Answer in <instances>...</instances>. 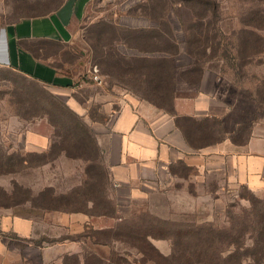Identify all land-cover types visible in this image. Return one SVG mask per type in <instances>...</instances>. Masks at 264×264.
<instances>
[{"label": "rangeland", "instance_id": "1", "mask_svg": "<svg viewBox=\"0 0 264 264\" xmlns=\"http://www.w3.org/2000/svg\"><path fill=\"white\" fill-rule=\"evenodd\" d=\"M42 1L46 3V8H50L59 0ZM143 1L146 2L88 0L86 18L77 28L71 43H58V46L53 43L40 44L48 52H54L55 62L61 65L66 74L78 73V86L74 88V95L79 102L73 110L86 121L99 150L93 146L83 149L73 144L64 138V120L54 126L41 109L31 102L20 100L34 93L40 96L51 93L59 97L56 103L60 107L62 101L70 109L72 105L68 95L29 77L22 81L21 73L0 65V214L28 217L35 223L33 233L26 239L7 234L14 240L8 245L10 251L5 257L6 263L0 264H66L62 259L65 253L78 254L82 262L90 252L108 256L111 250L120 252L128 264H139L142 255L135 247L121 240L106 242L103 239V242L96 243L94 238L82 235L88 231L86 225L107 228L128 220L143 230L149 222L159 221L166 236L152 237L151 240L167 255L172 251L173 237L178 229L197 231L209 225L215 231L228 230L232 215H246L252 195L264 198V192L257 194L244 183L225 179L223 173H210L203 178L204 175L193 167L184 162H175L166 170L158 189L153 190L147 198L136 199L130 204L123 199L121 205H117L115 198H112L114 206L113 210L112 206L107 210L108 215L46 207L51 195H60L58 203L93 197L95 203L102 207L93 206L95 210H104L110 205L103 199L104 192L110 194V190L99 142L105 141L103 138L110 133L117 110L116 97L130 87L126 80H120L114 74H103L93 64L94 53L87 36L90 26L102 20L117 19L124 24L145 25L146 18L132 13ZM216 1L220 6L217 34L219 31L222 34L226 45L224 52L228 57H212L206 61L205 67L220 77L217 82L220 96L223 94L227 101L238 105L234 111L235 117L256 116V121L264 123V106L259 108L253 99L264 96V52L259 51V44L256 43L253 45L256 52L246 54L245 50L240 57L236 54L239 39L244 37L246 29H251L244 23V18H248L249 13L255 10L264 11V1ZM180 12V20L174 13L169 14L166 20L171 19V24L175 25L174 34L182 39L184 45L188 33L185 25L191 22L192 14L184 7H181ZM135 13L140 14L139 10ZM155 22L150 21L151 24ZM256 31L264 35V28ZM182 60L186 62L187 57L183 55ZM184 91L186 94L194 93L186 88L182 93ZM109 103L112 105L111 110L108 109ZM52 143L58 147L68 146V152L58 147L54 151L50 150ZM86 203L91 206V201ZM69 213H74L69 217L77 218L72 220L73 228L64 224ZM67 235L77 239L65 240ZM192 236L189 237V245L195 239ZM59 238L63 240L58 241ZM244 242H250L248 233L245 234ZM216 247L225 248L226 242L220 241ZM67 262L77 264L74 256L69 257ZM244 262L252 264L248 257Z\"/></svg>", "mask_w": 264, "mask_h": 264}, {"label": "trees", "instance_id": "2", "mask_svg": "<svg viewBox=\"0 0 264 264\" xmlns=\"http://www.w3.org/2000/svg\"><path fill=\"white\" fill-rule=\"evenodd\" d=\"M138 7L132 12L139 10L142 15L156 22L143 27H129L109 19L90 26L87 39L94 53L93 64L97 65L103 74H114L120 80H126V84L133 91L174 115L176 125L182 130L190 146L198 148L220 142L226 137L236 145L245 144L251 134L252 122L256 116L239 122L232 132L226 134L220 118L177 115L173 104L175 97L182 94L180 87L182 83L191 87L199 84L208 59L216 56L224 59L228 57L224 52L226 45L222 40V34L220 31L219 35L217 34L219 3L216 0H146ZM181 7L187 8L192 14L191 22L185 25L188 33L184 45L181 42L182 39H178L174 34L175 25L171 24V19L166 20L171 13L180 20ZM244 23L251 29H246L243 33L244 37L239 39V47L236 49L238 57L245 50L246 54L256 52L257 49L253 47L256 43L259 44V51L264 52V35L256 31L264 28V11L250 12L248 18H244ZM40 44L48 43L36 44V48L44 50L45 47H41ZM53 44L58 46V42ZM47 51L49 50L46 48L43 53L47 54ZM183 53L187 57V62L182 60ZM54 63L62 69L58 62L54 61ZM22 75V81L27 80L28 76ZM38 83L45 85L42 82ZM58 99L59 97L51 93L41 96L34 93L20 100L31 102L41 109L54 126L58 124V121L64 120L63 128L66 130L64 138L73 144L80 145L83 149L93 146L96 150L97 146L86 121L62 101H60L62 105L60 107L56 103ZM253 99L258 103L259 108L264 106V96ZM57 147L55 143H52L50 150L54 151ZM58 149L68 152L69 148L63 146ZM51 196L46 206L51 209L108 215L107 210H110L111 206L113 210L114 206L107 192H104L103 199L107 205H110L104 210L93 209V206L100 207L93 197L83 198L81 201L68 200L66 203H58L60 195ZM249 200L250 206L246 215L230 216L228 230L215 231L213 230L215 228L209 225H204L202 227L204 229L198 228L197 231L178 229L173 237L172 251L167 255L163 254L151 240L152 237L166 236L165 229L159 221L149 222L143 230L136 223L128 220L107 228H92L86 225L88 231L82 235L94 238L96 243L103 242V239L106 242L110 240L127 242L142 255L139 264H245L244 259L247 257L252 264H262L264 262V198L252 195ZM88 201H91V206L86 203ZM246 233L250 239L249 243L244 242ZM191 234H193L192 239L194 237L195 239L192 245H189ZM64 238L65 240L77 239L69 235ZM57 240L60 241L63 238ZM220 241L226 242L225 248L216 247ZM71 256H74L77 264H90V262L91 264H128L123 255L114 250H111L108 256L90 252L84 256L82 262L78 254L65 253L62 257L64 263L68 264L67 259Z\"/></svg>", "mask_w": 264, "mask_h": 264}, {"label": "crops", "instance_id": "3", "mask_svg": "<svg viewBox=\"0 0 264 264\" xmlns=\"http://www.w3.org/2000/svg\"><path fill=\"white\" fill-rule=\"evenodd\" d=\"M87 3L88 0H59L55 6L46 8L42 0H0V65L68 95L72 109L79 102L74 95L78 73L66 74L54 63L55 54L48 51L44 54L45 49L36 48V44L71 43L86 18ZM133 14L146 18L145 25L112 20L129 27L151 24L141 13ZM219 78L205 69L198 85L191 87L182 83L180 86L181 91L186 88L194 93L178 94L173 104L177 115L220 118L224 131L229 134L239 122L252 118L234 116L238 105L227 101L223 94L220 96ZM116 102L110 133L99 145L108 172L110 197L115 198L117 205H121L123 199L130 204L147 198L158 189L169 166L179 160L204 175L203 178L210 173H223L225 179L244 183L257 194L264 192V123L260 120H253L251 134L243 145H236L226 137L220 142L194 148L176 125L174 115L131 88L117 96ZM108 106L111 110V103ZM66 215L64 224L73 228L72 220L77 218L69 217L74 213ZM34 224L28 217L0 214V262L6 263L8 245L14 240L7 234L26 239L33 233Z\"/></svg>", "mask_w": 264, "mask_h": 264}]
</instances>
